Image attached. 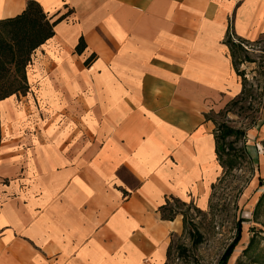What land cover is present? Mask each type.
<instances>
[{
  "label": "crops",
  "instance_id": "1",
  "mask_svg": "<svg viewBox=\"0 0 264 264\" xmlns=\"http://www.w3.org/2000/svg\"><path fill=\"white\" fill-rule=\"evenodd\" d=\"M34 1L63 18L26 67L20 97L45 106L30 137L9 126L17 95L0 101V264H164L183 229L166 197L205 208L217 179L204 103L232 68L223 40L262 37L264 0ZM245 147L263 177L264 120Z\"/></svg>",
  "mask_w": 264,
  "mask_h": 264
},
{
  "label": "rangeland",
  "instance_id": "2",
  "mask_svg": "<svg viewBox=\"0 0 264 264\" xmlns=\"http://www.w3.org/2000/svg\"><path fill=\"white\" fill-rule=\"evenodd\" d=\"M238 56L243 59L238 67L247 79L248 94H244L239 103L232 105L225 113V104L239 94L241 85L240 78L232 68H221L222 80L216 85V94L204 104L207 115L213 120L225 121L250 132L264 120V35L258 40L244 42ZM23 99L20 95L14 98L9 126L15 125L19 118H24V130L19 134L30 137L33 131L29 126L32 122L29 120L32 107L41 111L40 107L44 105L36 103L32 106ZM258 101L260 104L256 108ZM248 103L255 105L252 107ZM245 107L247 109L243 111ZM23 112L27 116H22ZM46 113H42L41 118ZM43 123L48 124L49 121L44 119ZM209 125L212 130L211 121ZM17 133L14 130L8 141L16 138ZM259 171L258 163H235L231 169L217 167V179L212 185L208 204L202 209L193 203L177 205L169 199L164 213L167 214L171 208L177 213L176 216L182 217L183 229L171 237L169 259L165 263L217 264L234 238L236 223L242 220L241 239L234 248L229 264H264V181L258 184ZM192 229L200 235V240L197 241V234ZM250 239L252 242L248 246Z\"/></svg>",
  "mask_w": 264,
  "mask_h": 264
},
{
  "label": "trees",
  "instance_id": "3",
  "mask_svg": "<svg viewBox=\"0 0 264 264\" xmlns=\"http://www.w3.org/2000/svg\"><path fill=\"white\" fill-rule=\"evenodd\" d=\"M62 18L60 17L56 21L51 22L36 1L27 0L26 7L20 14L11 18L0 19V101L12 95L26 94L29 89L26 79V67L31 62L34 51L54 35V26ZM244 42L246 40L236 38L232 31H227L223 40L228 49L232 68L240 78L241 85L239 94L224 106L223 110L225 113L229 111L232 105L238 104L243 95L249 92L245 74L238 67V65L243 63V59L238 56V53L242 50ZM84 48V39L80 37L75 46V52L80 54ZM94 56V54H91L84 61V64L88 65L94 59ZM259 104L260 101L256 103L255 107L258 108ZM248 105L254 107L255 104L248 103ZM246 109L245 107L243 111ZM205 119L210 120L214 125L215 154L216 160L221 167L231 169L235 163H251L245 147L246 128H236L225 121H215L208 115H205ZM263 179L261 176L258 177L259 185L264 181ZM169 199L177 203V205L187 206L188 204L172 196L166 197L165 204L160 207L161 217L172 220L177 215L176 212L170 208L167 214L164 213ZM241 222L242 220H239L236 223L234 238L225 248L217 264H229L234 248L241 239ZM192 230L193 233L197 234V241L200 240V235L197 231ZM251 242L252 239H250L248 246ZM170 248L171 242L167 249V260L169 259Z\"/></svg>",
  "mask_w": 264,
  "mask_h": 264
},
{
  "label": "bare ground",
  "instance_id": "4",
  "mask_svg": "<svg viewBox=\"0 0 264 264\" xmlns=\"http://www.w3.org/2000/svg\"><path fill=\"white\" fill-rule=\"evenodd\" d=\"M0 146H2V144H0Z\"/></svg>",
  "mask_w": 264,
  "mask_h": 264
}]
</instances>
